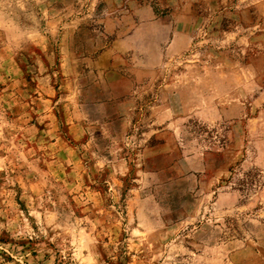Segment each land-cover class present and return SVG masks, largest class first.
Returning <instances> with one entry per match:
<instances>
[{
	"label": "rangeland",
	"instance_id": "1",
	"mask_svg": "<svg viewBox=\"0 0 264 264\" xmlns=\"http://www.w3.org/2000/svg\"><path fill=\"white\" fill-rule=\"evenodd\" d=\"M0 264H264V0H0Z\"/></svg>",
	"mask_w": 264,
	"mask_h": 264
}]
</instances>
